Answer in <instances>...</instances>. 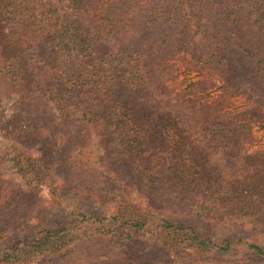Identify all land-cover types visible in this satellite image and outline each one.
Listing matches in <instances>:
<instances>
[{
	"label": "trees",
	"instance_id": "16d2710c",
	"mask_svg": "<svg viewBox=\"0 0 264 264\" xmlns=\"http://www.w3.org/2000/svg\"><path fill=\"white\" fill-rule=\"evenodd\" d=\"M11 96L2 134L49 140L0 185V264H264V0H0ZM93 136L118 184L74 162Z\"/></svg>",
	"mask_w": 264,
	"mask_h": 264
},
{
	"label": "rangeland",
	"instance_id": "374dc122",
	"mask_svg": "<svg viewBox=\"0 0 264 264\" xmlns=\"http://www.w3.org/2000/svg\"><path fill=\"white\" fill-rule=\"evenodd\" d=\"M199 44L202 46V39L198 38ZM194 76V75H193ZM192 77V76H191ZM221 84L218 82V80H215V88L219 87ZM214 89L210 96H216L217 91ZM212 97V98H213ZM16 96L11 97H3L0 99V116H3L4 118H9V116L12 114V104L15 101ZM16 132V131H14ZM11 132L8 135L4 136L2 132L0 131V185L2 183H10L11 189L14 193L18 192H25L27 190V187L25 185V182L23 179L16 173L15 168L13 166L12 159L15 155L18 154H26L31 157H36L40 154L41 148L48 143V136H37L34 138H31L30 140H27L21 136H19L18 133ZM255 141L253 144L249 147L250 151L254 150H262L264 149V125L263 127L255 126L253 130ZM61 138L58 137V143H60ZM75 160L74 162L82 167H86L88 169L94 170L98 173H102L103 175L108 176L110 179L114 180L116 184H118V180H120L116 174L114 173H108L104 172L102 167L100 166L99 159L102 155V148L100 145V137L93 136L90 137V139L85 143V145L82 148H79L75 151ZM219 157V156H218ZM218 157H215L214 163L218 160ZM54 169V173L56 174L57 181L60 180L58 175V167L55 168L52 167V170ZM53 173V172H52ZM118 179V180H117ZM35 197H41L43 199L48 197V191L46 188L40 189L38 193L35 194ZM136 193H132L130 196H128L129 201L140 207H144V203L141 201L140 198L136 197ZM161 199H165V197H159ZM159 209V216L169 218L170 220L174 222H180V221H186L189 218L186 217L185 211H176L175 209H171L170 206H160ZM23 209L18 208L15 211H13V214L17 216L18 221H22L25 218H19L23 214ZM240 238V237H239ZM243 239V238H242ZM251 236L248 238H244L245 241H250ZM264 243V239L262 240ZM264 245V244H262ZM237 249L230 251V253L226 254L223 259L227 264H232L235 262H239L242 260L247 259V253L245 251V244L241 243L237 245ZM174 259V258H173ZM254 261L252 260L249 264H253ZM257 264H259L257 262Z\"/></svg>",
	"mask_w": 264,
	"mask_h": 264
}]
</instances>
